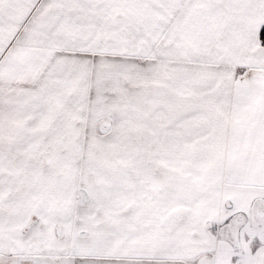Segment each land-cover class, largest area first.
I'll use <instances>...</instances> for the list:
<instances>
[{"label": "snow or ice", "instance_id": "6c2138e0", "mask_svg": "<svg viewBox=\"0 0 264 264\" xmlns=\"http://www.w3.org/2000/svg\"><path fill=\"white\" fill-rule=\"evenodd\" d=\"M0 264H264V0H0Z\"/></svg>", "mask_w": 264, "mask_h": 264}]
</instances>
